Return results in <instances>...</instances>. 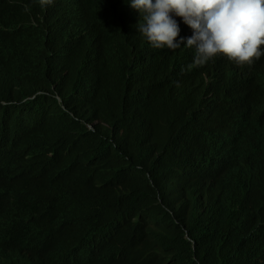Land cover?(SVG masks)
Returning a JSON list of instances; mask_svg holds the SVG:
<instances>
[{
    "label": "trees",
    "instance_id": "trees-1",
    "mask_svg": "<svg viewBox=\"0 0 264 264\" xmlns=\"http://www.w3.org/2000/svg\"><path fill=\"white\" fill-rule=\"evenodd\" d=\"M37 1L0 0L14 40L0 37V242L10 262L264 264L258 97L249 94L247 115L194 130L205 106L209 116L210 65L183 68L182 53L147 49L119 25L126 0L50 10ZM10 62L26 64L28 83L8 76ZM154 107L163 114L145 120ZM230 121L247 123L244 171L224 178L213 165L232 145Z\"/></svg>",
    "mask_w": 264,
    "mask_h": 264
},
{
    "label": "clouds",
    "instance_id": "clouds-1",
    "mask_svg": "<svg viewBox=\"0 0 264 264\" xmlns=\"http://www.w3.org/2000/svg\"><path fill=\"white\" fill-rule=\"evenodd\" d=\"M58 1L38 0L37 3L40 7L50 10ZM126 3L129 9L125 12L128 14L122 17L119 25H127L135 30L147 49L182 53L183 59L178 65L183 68L187 65L190 67L210 65L203 69L202 73L206 83L204 90L206 100L212 102L209 104V116L204 117L208 111L205 106L198 114L204 125L201 129L194 130L207 131L212 128L214 124L210 128L206 127L214 122L210 119L211 114L220 116L225 112L232 113L239 106L234 96L240 93L241 99L248 94L258 97L256 101L258 111L252 113V117L264 115V80H259L264 71L253 77L245 67L264 55V0H126ZM10 23L7 18H0V37L8 45L10 42L11 45L14 43L10 36ZM9 64L8 76L20 79V84L28 83L25 80L31 70L26 64L22 62ZM0 65L3 69L6 68L1 62ZM206 71H209L210 77ZM245 76L249 77L245 84L246 94L241 91ZM213 80L214 84L211 83ZM177 94L176 86L167 101L173 100ZM213 97H217L216 105L211 100ZM163 112L154 107L145 114V120L158 118ZM246 130L245 122L237 126H234L232 121L227 123L225 138L227 139L230 133L226 141H231L232 145L229 149L224 148L220 151L225 152L223 160L213 165L224 178L236 177L240 171L242 173L244 171V144L240 141V135L243 137ZM237 137L239 140L234 141ZM190 147L194 148L188 146L186 149ZM195 149L202 151L198 145H195ZM210 154L209 152L207 155L209 162L218 160L210 159ZM234 163L240 166L235 174H233L235 167H232ZM187 165L191 170V164ZM10 255L9 247L0 242V264H12Z\"/></svg>",
    "mask_w": 264,
    "mask_h": 264
},
{
    "label": "water",
    "instance_id": "water-1",
    "mask_svg": "<svg viewBox=\"0 0 264 264\" xmlns=\"http://www.w3.org/2000/svg\"><path fill=\"white\" fill-rule=\"evenodd\" d=\"M245 67L248 70V72L252 74L253 77L254 76H258V74L260 72L264 71V55H262L259 59H257L250 66H245ZM221 73H223V71H221ZM240 96H241V93L238 94L237 96H234V99L238 103L239 106L232 113L245 112V113L248 114L249 113V112H247L248 111V106L251 105V99L252 98H251V96L249 94L248 95H244V97H245L244 99L239 98ZM211 100L213 101V104H215V105L217 104V97H213ZM235 114H238V113H235ZM218 117L219 116H217V115H213L212 116L213 121H217Z\"/></svg>",
    "mask_w": 264,
    "mask_h": 264
},
{
    "label": "bare ground",
    "instance_id": "bare-ground-1",
    "mask_svg": "<svg viewBox=\"0 0 264 264\" xmlns=\"http://www.w3.org/2000/svg\"><path fill=\"white\" fill-rule=\"evenodd\" d=\"M72 2H74V0H72ZM194 68H201L199 65H193ZM137 74V73H134ZM230 237V236H229Z\"/></svg>",
    "mask_w": 264,
    "mask_h": 264
}]
</instances>
